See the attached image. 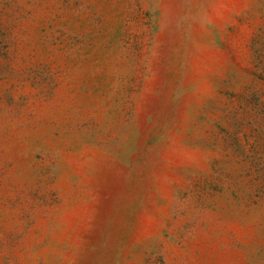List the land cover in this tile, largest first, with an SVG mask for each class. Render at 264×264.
<instances>
[{"label": "rangeland", "instance_id": "1", "mask_svg": "<svg viewBox=\"0 0 264 264\" xmlns=\"http://www.w3.org/2000/svg\"><path fill=\"white\" fill-rule=\"evenodd\" d=\"M0 264H264V0H0Z\"/></svg>", "mask_w": 264, "mask_h": 264}]
</instances>
